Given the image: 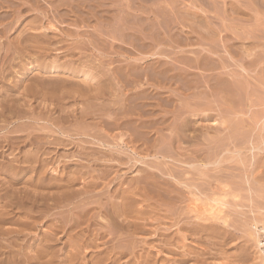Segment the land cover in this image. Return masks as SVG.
<instances>
[{"label":"bare ground","instance_id":"bare-ground-1","mask_svg":"<svg viewBox=\"0 0 264 264\" xmlns=\"http://www.w3.org/2000/svg\"><path fill=\"white\" fill-rule=\"evenodd\" d=\"M121 1L122 0H117V1L116 0H0V63H2L1 61L6 60L7 58H8V60L10 59V62L8 63V70L7 71H6L7 68L6 69L4 68L5 63H2V65L0 64L1 65L0 66V85L2 83L1 86L3 87V85L6 84V83H3L4 82L3 79H5L7 76H10L11 74H13V72L16 73L15 76L12 78L11 82H9V84L6 87H4L3 90L0 91V117H4V118L5 117H7V118L17 117L14 119L13 122H11L13 124H16L15 123L16 121L17 122L19 121L18 125H22L23 124L22 120H27V121H30V123H27V124L37 125L40 121H42L43 116H46L45 117L46 123L50 124L51 127H54L55 129H57L60 133H62V135L65 134L67 136V139L66 138L60 139V136H59V140H58V138H56V137L54 138L52 136V134L49 135V133L48 134L45 133V135H40L35 130H33L29 133V135L24 136V137L19 136V135L15 136V137L13 136V138H11V142H9V143L5 141V139L7 137L4 139H1L3 142L2 143L0 142V160H2V161L3 160L7 161L4 159L5 157L3 158V155L5 153V151H4L5 147L8 148V153L11 150L16 151L17 149L25 148L28 145L32 148L29 151L27 150V152L25 154H23L21 152L22 149H19V152H17V151L15 152L17 154H15V156L13 155L12 160L10 162H8L9 161V158H8V161H7L8 163H6L4 161L3 162L0 161V175L2 177L1 178L2 180L0 181V188L3 185H7V186H5V188L2 187L0 189L1 191L5 192L4 196L2 198H0V205H1L0 206V237L1 236L2 237H10V239L13 238L14 240H16V238H19V236L26 237L27 233H25V232L26 231L30 232L31 230L35 229L34 225L36 224L37 221H39V220L44 221L45 219H47V218L49 219V217H51L52 213L50 214V212H49L50 210H53L56 208H58V210H60V208L63 210V208L65 209V208H68V207L73 205L74 211L68 212V214L69 213L71 214V219L65 221V219L63 218L64 216L62 215L63 217L62 216L61 217L64 219V222H62L61 220H59L57 218H52L49 221L50 224L47 227L51 233H49V232L48 233H40V234H42L41 235V241L38 243H37L38 240L36 241V243H37L36 247H38L37 250L38 249H40L41 251L43 250L47 255V252L45 251V249L48 251H49V248L51 249L50 241L52 240L53 235H55L57 232H59V233H64V235L67 236L66 237L67 240H66V243L64 245H66L68 247V250H67V253L66 252L65 253H66V255H68L67 257H68V259H70V263H72V264H73V262L78 264V260L81 258L82 254H84V257H85V253L83 251L88 250V249H90V251L92 250L93 252L91 254L94 255V257L91 258V260H92L91 264H169L170 259L168 260L169 262L167 261L166 258L161 260V258L159 256L162 255V252L157 250L158 248L156 249V252L154 255L150 251H147V253L145 255L143 254V252L146 251L145 250L146 241L143 239H140V238H136V237L139 236L140 233L142 234V233L149 232L148 234H151V235L154 234V236H156V238L160 237V238H158V241H159L158 244H160V246L163 245V247H168L169 250L166 248L168 250V252L170 251V247H173L171 249L172 251H173V249L182 250V252H181L182 254L179 252L181 254L179 259H173L176 255H174V256L172 255L173 258H171V259H173V260H171L172 261L171 264H186L188 262V258L190 257V255H192V256H193V254L198 255V253L197 252L195 253L194 250L188 249L189 246H187V244H186V242H188L187 241L188 238L194 237L192 235H196L199 232L200 233L205 232V233H207L206 237L210 236L211 238H214V240H215L216 238L213 237V235H216V231L214 230L213 223L217 222L216 224H218V223L225 224L227 222V217L220 215L221 211H219L217 213H210V212H213L215 210L214 208H216V206L214 207V205L217 203V199L215 198L216 192H214V190H215L214 189V187H215L214 183L218 179L214 180V178H213L214 175L213 174H211V175L207 174L208 173L207 171L213 172L214 170H216V166L219 165V163L216 159L212 160V159L207 158L206 161L203 160L202 157L200 156V155L203 156V152L201 150H193V151H191L190 158L187 157L185 159H182V155H180L176 152V148H175L174 152L170 151V149H168V151H163V152H162V149L161 150L156 149L157 148L156 144H160L157 142L158 141L160 142L162 137H161V139L158 138V139H154L153 141H150L149 130L151 131V129H147L148 127L146 128L148 123L146 124V121H144L143 119H145V118L150 119V117L155 114V112H154L155 108H160V105H161V107H164V105L162 106V103L160 104L159 101H161V100H159V99L157 101L158 104L152 103L153 100H151V99L153 98V96L159 95V93L156 94L154 92L155 94L153 95V91H150L149 89L147 90V88H153V90H154L155 89L154 87L157 84V87L159 89H164L163 84L166 83L164 81L165 77L168 78V79L166 78L165 80L169 81V78H170V81L173 80L171 82H174V81L175 82L177 81L178 83L181 82L185 88H187V87L189 88L190 83L193 84V82L194 83L197 82L196 85H194V86H197L199 80H198V78H196V77H198L196 75H198V74L194 75L192 73L194 78H196V79H194L193 82L192 81L190 82V80H188V77L185 74L186 72H184L185 69H183L184 71L181 72L182 69H179V67H177L178 68V70H177L175 68L177 66L176 64H174V65H176L174 67V69H170L169 67H171V66H169L167 68L166 65L170 64V62H169V64H168V62H166L167 60L164 61L163 63H161L160 61H158L156 59L153 61L152 57H154L156 55V53H155V51L150 53V47L149 46L146 50L147 44H145L144 46H145V51L148 54H146V56H144V57L137 56V54H135L134 50L136 48H138L136 51L139 50L138 53H140V51L143 47L141 48V46L137 43L138 38H136L134 35V33L137 32L135 29L136 26H135L134 22L136 21V23H137L138 22L137 20H140L141 14L144 15L145 17H149V18L153 17L154 19H159L160 17L164 18V14L167 15L166 13L168 10L166 9L167 11L165 13V12H163V10H157L158 8L155 9L154 8L155 5L152 4L145 11H141V10H143V8H146L145 7L146 5L144 6V4H143L144 7L141 6V10H140V8L135 7V6L140 7L139 6L140 3L139 4L134 3L135 1L139 2L138 0H128V2L125 3L126 5L123 4L124 7L122 6V8H121L120 5L123 3L124 0L122 1V3H120ZM144 1L146 2V0H144ZM171 1H170V3H172ZM215 1L216 0H213V2H215ZM223 1H225V0H223ZM116 2H119L120 4L118 5ZM141 2L145 3V2H143V0H141ZM151 2L152 1H150V3ZM192 2H194V1L192 0ZM200 2H201V0H200ZM203 2H205V1H203ZM203 2H201V3H203ZM44 3L47 6L46 5L44 6ZM153 3H154V1H153ZM163 3H162V5H163ZM176 3L177 2H173V4H176ZM258 3H259V0H258ZM145 4H148V6H149L148 2H146ZM157 4H158V0L156 2V5ZM168 4L169 3H167L166 7H168ZM207 4H209V3H207ZM238 4L241 5V3H238ZM238 4H237V6H238ZM190 5L192 6V4H190ZM178 6H176V7H178ZM208 6H210V5H208ZM258 6H262V5H260V3H259ZM163 7H164L163 9H165V6H163ZM215 7L218 8L217 6H215ZM182 8H183V6H182ZM209 8L210 7H208V9ZM249 8L247 6V9H249ZM137 9H139L140 11ZM159 9H162V6ZM168 9H170V8H168ZM221 9H223V7ZM171 10H173V9H171ZM196 10H198V9H196ZM216 11H218V10H216ZM175 12L177 13V11H175ZM204 12H206V11H204ZM212 12H214V11H212ZM138 13L140 16L137 15ZM174 13H172V14H174ZM178 13H180V12H178ZM194 13L196 14L197 12H194ZM214 13H217V12H214ZM169 14H170V12L168 13V15ZM172 14H171V16H172ZM195 14H192V15L187 14V15H188V17L193 16L194 18H191V17L190 18L193 21H195V17H196ZM218 14L221 15L222 14L221 11ZM230 14H232V13H230ZM253 14H256V13H253ZM27 15L33 16L32 19L26 22V20H28V19L24 18V21H22V18L24 16H27ZM136 15H137V17H136ZM226 15H228V14L226 13ZM31 16H29V17H31ZM177 16L179 18L178 14H177ZM215 16L217 17V15H215ZM222 16H223V14H222ZM145 17H144V19H145ZM206 17L208 18V16H206ZM224 17H226V16H224ZM229 17H227V18H229ZM136 18H137V20H136ZM165 18H164V20H166ZM175 18H177V17L175 16ZM201 18H203V16ZM146 19H148V18H146ZM146 19H145V21L141 19V21H142V22L140 21L141 24H143V21L146 22ZM180 19H182V17ZM150 20H151V18H150ZM187 20L188 19H186V21ZM199 20H200V18H199ZM206 20H204L205 23H207ZM209 20H213V19L211 18ZM216 20H214V21H216ZM257 20H260V19H257ZM170 21H171V19H170ZM201 21L204 22L203 19ZM261 21H262V19H261ZM24 22H25V25L23 24ZM156 23H157V25L159 24L157 21H156ZM194 23L197 24V22H194ZM257 23H259V22H257ZM56 24H59L61 26V28L56 27ZM163 24H164V22H163ZM219 24H220V22H219ZM151 25H153V24H151ZM162 25H160L158 27L160 28L161 31L164 29L163 30V33H164V31L167 28L162 29L161 27L165 26V25L164 26H162ZM183 25H184V23H183ZM13 26H14V28H13ZM145 26H146V23H145ZM147 26H149V25H147ZM201 26H202V23H201ZM154 27H151V28H154ZM214 27H217V25L215 24ZM11 28H13V31L17 32V36L15 35L16 37L14 36V38H11V36H9V33L11 34V32H12V30H10ZM57 28H60L61 30H57ZM189 28H190V26H189ZM225 28H226V26H225ZM85 29L86 30L89 29L91 31L87 33V31ZM155 29L156 28H154V30ZM202 29L204 30L205 28H202ZM228 29H230V28H228ZM255 29H259V28L255 27ZM143 30H144V28H143ZM179 30H181V29H179ZM209 30H210V28L207 29L208 32L207 33L205 32L207 35L205 34L206 36L204 35L203 38L206 39V37H207V39L213 40L214 34L213 35L208 34ZM144 31H146V29ZM166 31H165V33L168 32V31L167 32ZM231 31L233 32V30H231ZM29 32H31V33L28 34ZM33 32L36 34H33ZM54 32L55 33L58 32L59 34L55 35ZM141 32H143V31H141ZM141 32L138 31L137 33H139V35H140ZM151 32H153L152 29H151ZM249 32H251V31H249ZM260 32H261V30H260ZM155 33L157 34V32H155ZM155 33H153V37L155 36L154 35ZM254 34H255V32H254ZM263 34H264V32H263ZM146 35H148V34H146ZM146 35H144L145 39H146ZM255 35H257V34H255ZM158 36H162V35L159 33ZM158 36H156V38ZM177 36H179V35H177ZM177 36H175V37H177ZM226 36H224V37H226ZM238 36H240V33L238 34ZM246 36H247V34H246ZM141 37H143V35ZM173 37H171V38H173ZM250 37H252V36L250 35ZM255 37L256 36H254L253 38H255ZM257 37H259V36L257 35ZM261 37H262V35H261ZM166 38L169 40V32L167 33V37H165L163 39L167 40ZM2 39H4V41H2ZM147 39L149 40V35H148ZM147 39L144 41L147 42ZM180 39L181 38L179 37V40ZM185 39L186 38H184V40ZM218 39H219V37H218ZM226 39H230V38L228 37ZM238 39L240 40V38H238ZM261 39H259V40H261ZM150 40L148 42H150ZM165 40H162V41L160 40L158 42L164 43V42H166ZM197 40H199V39H197ZM259 40H258V42H259ZM188 41H190V40H188V38H187V42ZM231 41H232V38H231ZM240 41H242V40H240ZM216 42H218V40ZM216 42L214 44H216ZM253 42L257 43V41H253ZM260 42H262V40ZM135 43H137V44L135 45ZM175 43H173V45ZM181 43H183V42H180V44H176V45H180V46L182 45V49H183V46H184L183 44L186 43V41H184L183 44H181ZM226 43L227 42H225L223 44H226ZM209 44H207V46ZM124 45L127 47H130L131 50L130 51L125 50L123 47ZM157 45H159V44H157ZM166 46H168V44ZM186 46H189V45H186ZM216 46H219V45H216ZM245 46H246V44H245ZM156 47H162V45L161 46H155L154 48H156ZM211 47L215 48V45H214V47L213 46H211ZM256 47L259 48L261 46H259V45L255 46L254 44L253 45L251 44L249 48H251V52H252V50L255 49ZM139 48H141V49H139ZM187 48H185V49H187ZM261 48H264V46H262ZM204 49H202L203 52H208V55L210 54L211 56L214 57V55L212 54L213 50H208L206 48L208 51H205ZM218 49H220V48H218ZM218 49H217V52L219 51ZM246 49L249 50L248 48H246ZM155 50H157V49H155ZM227 50H229V49H227ZM261 50H263V49H261ZM142 51H144V50H142ZM189 51H191V50H189ZM125 52H127V55H125L126 54ZM164 52H166V51H164ZM219 52H221V51H219ZM243 52H245V50ZM255 52H257V51L255 50ZM160 53H161V51L158 53V55ZM171 53H172V51L167 53V55H171ZM193 53L197 54V51L193 52ZM233 53L235 54V51ZM161 54H163V53H161ZM205 54H207V53H204V55ZM217 54L218 53H216L215 55H217ZM243 54H245V53H243ZM247 54H249V53H247ZM175 55H177V54L175 53ZM180 55H177L178 56L177 60H180L181 57L186 56V55H183L180 57ZM202 55H203V53H202ZM202 55H199L197 57H200ZM229 55H232L231 52ZM235 55L237 56L238 54H235ZM211 56H210V58H211ZM244 56H246V54ZM67 57H69V59H67ZM194 57H195V55H194ZM215 57H217V56H215ZM260 57L261 58H258V59H260V60H258L259 61L258 66L262 65L260 62L264 61V59H263L264 56H260ZM119 58L124 59V63H125L124 65L119 64L120 63ZM188 58L189 57H187V60H188ZM219 58L220 57H217V59H219ZM229 58H231V57H229ZM239 58H240V56H239ZM239 58H238V60H239ZM25 59L28 62L27 63L25 62L26 65L23 68L24 64L22 65L21 63L23 60L25 61ZM189 59H192V56ZM217 59L215 60L216 62L218 61ZM261 59H263V60L261 61ZM8 60H6L5 62H7ZM148 60H150L151 63H149ZM184 60H185V58L182 61L184 62ZM231 60L233 61L234 58L233 59L231 58ZM170 61L174 62L172 59ZM182 61L181 62L179 61V62L183 63ZM219 61H221V60H219ZM253 61H255V60H252V63H254L253 65L255 66V62L257 63V59L255 62H253ZM137 62H141L142 64L144 63V65H146V66L143 68V67H141L142 65L137 64ZM172 62H171V64H172ZM186 62H184L183 64H185ZM211 62L212 61H209L207 59V55H206V57L202 56V58H198V59L196 58L195 60H192L190 62L188 60L187 65L189 63V68L192 67V68H195L196 70L201 68L202 71H203V69H205V70H208V72H210V71H214L218 67L214 64L216 62H214V63H211ZM235 62L237 63V61H235ZM245 62H246V66L244 65L243 67H249L248 66L249 64H247L248 61H245ZM222 63L223 62L221 61V64ZM241 63H243V62H241ZM177 64H178V62H177ZM257 64H256L257 68L252 69V67H253V65H252L251 69L252 70L258 69ZM263 64H264V62H263ZM30 65H32V66H30ZM225 65L228 67V65L226 63H225ZM27 66H28V68H26ZM184 66H186V64ZM232 66H231V68H232ZM186 67L188 68V66H186ZM183 68H185V67H183ZM235 68H237V67H235ZM218 69H220V68L218 67ZM238 69H241V68H238ZM251 69H248V70L250 71ZM189 70H191V69H189ZM174 71H176V73H174V74L172 73L170 75V77H168L170 72H174ZM202 71L200 73H202ZM222 71H221V74L223 75ZM228 71H230V70H228ZM245 71H243V72L247 73V71L246 72ZM231 72H232V70H231ZM238 72H239V70H238ZM190 73H191V71H190ZM219 73L220 72H218L217 74H219ZM236 73L234 72V75ZM253 73H256V72H253ZM261 73L263 76V72H261ZM31 74H32V76L30 77ZM203 74H204V72H203ZM206 74H207V72H206ZM237 74H239V73H237ZM240 74H241V72H240ZM204 75H202V78ZM228 75L230 76V74H228ZM234 75H232V76H234ZM239 75H237V76H239ZM245 75L247 76L248 74H245ZM193 76H191V77H193ZM215 76L216 75H214L213 78ZM237 76H236V78L238 79ZM240 76H242V75H240ZM244 76L241 77L242 79L241 78H239V79L243 80ZM186 77H187L186 80H188L187 81L188 83L185 82ZM250 77H252V75ZM260 77H261V75H260ZM189 78H190V76H189ZM209 78H208V80H209ZM213 78L211 80L214 81L215 79H213ZM225 78H224V80H225ZM191 80H193V79H191ZM195 80H198V81L195 82ZM202 80H204V79H202ZM221 80H223V79H221ZM244 81H245V78H244L243 82ZM140 82H143V87H145L146 90L148 91L147 92L145 90L146 93L142 92L141 93V94H143L142 96H141L140 92L137 93V91H136L138 83H140ZM175 82L172 84H175ZM226 82H227V79L224 82V84H223V82L222 83L221 82L216 83V80H215L214 83L216 85L213 83L210 85L208 83V85H210L209 87L211 88V90H209L210 89L209 87H208L209 89H207V90L210 91L209 94H211L212 98L214 95L215 100L217 98L215 96V94L217 95V93H218L219 95H222L223 96V102H222V104H220V106H222V107L225 106L224 111L227 110L228 113L231 112L232 115L234 116V112L231 111L233 109L232 103L229 100L231 91L233 93V90H231V87H230L231 85L229 84L230 85L229 86L228 83H226ZM249 82H251V81L249 80ZM161 83H163V84H161ZM200 83H202V82H200ZM253 83H254V81H253ZM168 84H171V83H168ZM244 84H246V83L244 82ZM140 85H142V84H140ZM161 85H162V87L160 88ZM182 85H181V87H182ZM199 85L201 86V84H199ZM199 85L197 87L199 89H202L199 87ZM234 85L235 84L233 82V86ZM242 85H243V83H242ZM247 85H248V83H247ZM247 85H246V89L248 87ZM257 85H258V82H257ZM176 86H178V85H176ZM194 86L192 85L193 91H196ZM251 86H253V84ZM2 87H0V88L2 89ZM166 87H168V86H166ZM205 87H207V85ZM173 88H175V86ZM236 88H235L236 90L234 92L235 94L238 90V87H236ZM260 88H262V87H260ZM182 89H184V88H182ZM182 89H180V90H182ZM257 89H258V87H257ZM156 90L158 91V89H156ZM180 90H178V91H180ZM184 90H182L183 93H184ZM190 90H192V89H190ZM240 90L242 92V86H241V89H239V91ZM247 90H249V89H247ZM247 90H245V91H247ZM149 91L152 92L151 94L153 95L151 98L149 97V96H151L149 94ZM208 91H206V92H208ZM187 92H189V91H187ZM187 92L185 91V93H187ZM169 93H170V91H169ZM242 93H244V92H242ZM206 94H208V93H206ZM206 94L204 93L205 96H206ZM178 95H180V94H178ZM191 95L193 96L194 94L192 93ZM239 95H242V94L240 93ZM250 95H251V93H250ZM169 96L172 97V94ZM188 96H190V95H188ZM244 96H247V95H244ZM201 97H202V95H201ZM189 98H187V99H189ZM237 98H238V96H237ZM248 98L249 97H247V101L249 100ZM258 98H259V96H258ZM160 99H161V97H160ZM177 99H179V98H177ZM187 99H186V101H187ZM252 99H254V98H252ZM162 100L165 102L166 99H162ZM182 100H183V98H182ZM203 100L206 101L207 99L205 100V98H204ZM213 100H211V101H213ZM232 100H233V98H232ZM256 100H258V99H256ZM194 101H196V100H194ZM199 101H202V100L200 99ZM166 103H167V101H166ZM218 103H220V101ZM259 103H261V102H259ZM201 104H203V103H201ZM262 104H264V102H262ZM166 105L167 104H165V107L167 108L168 106H166ZM182 105H184V104H182ZM198 105L200 106V104H198ZM233 105L235 107L237 105V103H236V105L235 104H233ZM169 106H170V103H169ZM190 106H188V108H186V106H182V107L186 108L185 111L187 110V112L191 114V117L193 116V119H194V117H196L197 119H201L202 122L204 121L205 124L203 123L201 125H204L203 127H205V129L207 130L206 134L204 135L201 133L202 134L201 135L199 133L200 130H198L199 127L196 125V127H198V129H196V127L194 128L192 126V124L193 125L196 124L195 123L196 121L195 122L193 121V123H192L190 121L191 118L190 119H188V118L184 119L183 121H181V125L180 126L178 125L179 126L178 129H177L178 126L175 127L176 129H174V126H173V129H171V130H174V132H176V136L179 138V140H182V143L185 142V141L183 142L184 137L186 139L188 138L189 140L194 139L197 137V135H198L197 132H198L201 136H203L204 141L208 142L209 146L213 145V148H214V145H216V141L214 142L213 136L215 134L217 135V133H219V132L220 133L223 132L224 135L225 134L228 135V130H229V128H231V127H229L230 126L229 123L231 124L230 119H234V118L229 117L230 114L228 117H226V115L228 114L227 111H226L227 114L224 113L226 115H223L222 114L223 112H220L225 117V119L229 118L230 122L229 121H228L229 123L227 122L229 126L227 125V123H224L227 128H225L224 126L223 127L221 126V128H223V129H220L221 131H219L218 127L217 128L212 127V125L217 124L218 121L216 123L213 120L212 123H214V124L211 125L208 123V122L212 121L210 116H208L206 114H202L203 110L205 108H203L202 111L201 110L199 111L201 113L200 114L197 110L190 108ZM203 106H205V105H203ZM177 107H179V106H176L175 108H177ZM222 107H221V109H222ZM236 107H238V105ZM257 107H258V105H257ZM263 107H264V105H263ZM212 108H214V107H212ZM212 108H211V110H212ZM219 108L216 107L218 113H219L218 110H220ZM243 108H244V106H243ZM241 109H242V107H241ZM168 110H169V107H168ZM237 110H239V109H237ZM247 110L249 112L250 109L248 108ZM206 111L208 112L209 110L206 109ZM221 111H223V110H221ZM242 111H239V112H242ZM181 112H179L180 113L179 115L182 116ZM214 112H216V111H214ZM244 112H245V110H244ZM248 112H247V114H248ZM158 113H160V111ZM163 113H165V112H163ZM197 113H199V114H197ZM204 113H205V111H204ZM254 113H257V114L259 113V116H260V112H254ZM70 114H75V115L70 116ZM184 114H186V113H184ZM217 114H216V116H217ZM221 114H219V115H221ZM236 114H237L236 116L240 115L238 113H236ZM249 114H251V113H249ZM55 115H56V117H55ZM89 115H97V116L101 117V119L105 118L106 122H107V120L109 121V124H107V125H111V127H109L110 129L109 128L107 129V127H105L106 122H105V125H103L104 124L103 122L105 121V119H104V121H102L101 127L100 126L98 127L97 132H95L94 134H91L89 131H87L88 126L85 125L84 127H82V125H81L82 123H85V121L87 120ZM243 115L244 114H242L241 116H243ZM97 116H94V117H97ZM260 117H262V116H260ZM245 118H246V116H245ZM263 118H264V116H263ZM173 119H176V117ZM173 119H172V121H173ZM214 119H216V118H214ZM251 119H253V120H251V122L252 121H254V123L256 122L257 123L256 127L259 126L258 128H260V125H258L259 121L257 122V120H255V119H257L256 116H255V118H251ZM94 120H95V118H94ZM217 120H218V118H217ZM96 121H100V120H96ZM226 121L223 120V122H226ZM240 121L241 120L238 121V124L235 122L236 124H232V125L238 126L241 124ZM247 121L244 122V120H243L244 123H246ZM158 122L155 121V123H157V124H158ZM162 122L164 123V121H162ZM162 122L160 121L161 126L163 125ZM221 122L222 121H220V124H221ZM160 123H159V125H160ZM152 124H154V123L151 122V125L149 124L148 126L151 127V126H153ZM220 124L218 123L217 125L219 126ZM171 125H169L168 127H170ZM201 125H200V127H201ZM247 125H248V123H247ZM102 126H104V128ZM237 126H233V127H237ZM153 127H155V126H153ZM258 128H256V130ZM46 129H48V128H46ZM69 129L71 130L70 132L67 131ZM114 129L115 130L119 129V131H120V129H122L123 132L121 134H113V132L115 131ZM232 129H233V131H232ZM232 129H231L232 132L229 130V132H231V134L234 132V129L237 130V128H232ZM241 129H243V128H241ZM5 130H7V129H5ZM252 130H254V128ZM38 131H39V129H38ZM119 131H118V133H119ZM209 131H212L213 136L208 135ZM41 132H42V130H41ZM43 132H45V131L43 130ZM71 132L73 134H70ZM246 132H248V131H246ZM262 132L263 131H261V133ZM17 133L15 132V134H17ZM160 133H163V131H161ZM169 133H170V131H169ZM190 133L194 134V136H190ZM27 134H28V132H27ZM263 134H264V132H263ZM169 135H171V134H169ZM63 136H61V137H63ZM74 136L75 137L83 136V137H88V138L90 137L93 141L96 142L95 144L99 148H88V147H84V146H77L80 148V150H77L76 151L77 153H75V152L71 153L70 152L71 153L70 154L69 153L70 150L67 148H69L70 145H74V143H73V140H71V139L69 140L68 138H71ZM147 136H148V138H147ZM249 136H251V135H249ZM9 137L10 136H8V138ZM158 137H160V135H158ZM166 137H168V136H166ZM173 137L176 141L175 135ZM209 137H210V139H209ZM228 137L229 138L232 137V136H230V133H229ZM246 137L247 136L245 135V138ZM255 137L256 136H254V138ZM123 138H126V139L124 140ZM151 138H153V137H151ZM236 138L237 137H235V135H234L233 139H236ZM238 138H237V140H238ZM110 139H112V140L118 139L119 141L122 142V146L130 149V151L133 155H138L141 159L148 158V157L150 158L152 156L155 159L161 158L162 161L159 160V162H150V163L144 162V165H146V166L141 167L139 169V171H140V172H138V173H140L139 176L136 178H134V177L130 178L129 181H125V180L117 181L115 179V177L109 178L110 176L107 175V174H110L109 170H111L112 168H114L116 166L119 167L121 165V162L123 161L122 157H121L122 158L121 161H119L120 157L118 158L119 160L116 159V157L114 158V156L118 152H115L114 153L115 155L113 156V154L107 153L108 150L105 151L104 149H102L104 147L106 148V145H107V149H109L110 146L119 148L118 144H113V143L111 144ZM222 139L224 140L225 138L222 137ZM196 140H199V139H196ZM162 141H161V143H162ZM225 141H226V139H225ZM5 142H6V144L4 145ZM84 142H86V141H84ZM179 142H181V141H179ZM201 142L203 143V141H201ZM221 142H223V141H221ZM231 142L232 141H230V143ZM233 142L235 144L234 140H233ZM237 142H239V141H237ZM63 143L64 144L67 143V145H64ZM137 143H141L140 146H138L139 144L137 145ZM176 143H175V145H176ZM18 144H23V145H20L21 147H19ZM166 144L163 143L162 146H164ZM225 144H226V142H225ZM238 144H236V145L240 146V144L239 145ZM261 144H264V143L262 142ZM199 145H200V143H199ZM233 146H235V145H233ZM59 147H61L60 150H62L64 148L67 149L66 151L62 150V151H64L63 152L64 154L59 151ZM164 147H166V146H164ZM219 147H221V146H219ZM29 148L27 147V149H29ZM158 148H160V146H158ZM196 148H197V145H196ZM213 148H210V149H213ZM165 149H167V148H165ZM165 149H163V150H165ZM207 149L208 150H206V152L209 151V148H207ZM24 150H26V148ZM51 150H55L56 153L53 154L54 151H51ZM257 150H258V148H257ZM260 150H261V148H260ZM111 151L112 150H110L109 153H111ZM178 151H179V149H178ZM181 151L182 150H180V152ZM58 152L62 153V155H64V156L59 155ZM201 152H202V154H200ZM220 152L221 151H219V154H220ZM20 153L24 155L22 158H18V156L19 157L21 156ZM183 153H184V151H183ZM185 153H186V151H185ZM229 153H231V152H229ZM235 153L238 154L240 152L238 151ZM119 154H120V152H119ZM204 154H205V152H204ZM212 154L210 153L211 156H212ZM216 154H217V151H216ZM225 154H227V153H225ZM157 156H159V158H157ZM205 156H206V154L203 157H205ZM9 157H11V156H9ZM67 157L70 158L71 161H66L68 159ZM212 157H214V156H212ZM65 158H67V159L65 160ZM238 158H240V154H239ZM73 159H78V160L73 162L72 161ZM151 159H153V158H151ZM156 161H158V160H156ZM72 163H74V164H72ZM137 164H138V162H137ZM140 164H142V163H140ZM58 169H59V171H58ZM69 169H71L70 175H68V172H65L66 170H69ZM90 169H91V171H90ZM96 169H98V170H96ZM95 171L101 172V174L96 173L97 175H95L94 174ZM105 171H109V173L107 172V174H106ZM22 172H24V177L20 176ZM48 172H50L51 175L48 176L47 175ZM60 172H62L61 176H60ZM112 173H114V172H112ZM218 175H220V173ZM126 180H128V179H126ZM202 180H204L207 184V186H206L207 189H206V187H204V189H206V191H204V189L202 188L203 185H200L202 182L199 183ZM196 181H197V183H195ZM100 182H103V183H100ZM205 182H203V183H205ZM76 185H78L77 187L81 186L80 189L78 188L79 190L75 189ZM111 185L114 186V190H112L113 188L111 189L112 192L109 190ZM15 186L21 187V188L18 187L19 189L16 188V190H18V192L16 191L17 194H15V193H13V191H11L13 189V187L15 188ZM99 188H100V190H99ZM252 189H253V193H256V194H260L261 192L264 191L263 186H256L255 188H252ZM43 190H45V191L46 190H48V191L49 190H55L56 196L50 195V194H48V192H46L47 193L46 195L42 194L41 191H43ZM104 190H106V194H104V192H103ZM249 190L251 191V187ZM98 191H100V192H98ZM110 192L112 194H110ZM203 192H208V194L210 193V195H209L210 197L207 194V196L209 197L208 198L209 203L207 205L208 211H207L206 207L204 209L202 208L203 211H199L200 209L197 208L198 206L197 207L195 206V203L199 202L201 200L200 197L203 196L202 194H205ZM50 193L53 194L54 191L50 192ZM103 198L106 201L105 203L101 202ZM1 199H2V201H1ZM205 202H208V201H205ZM262 202H258V205H256V208L262 212L261 217L255 221H253L254 223L252 222V224H249L247 222H243L241 225L244 228L246 234L250 237V239H252V244H251V253L252 254L251 255H253V261H255L253 264H264V202L263 203ZM205 211L208 212L209 215L208 214L205 215ZM21 214H22V216H20ZM24 214L27 216H25ZM34 214H35V216H34ZM56 216L58 217L59 214L58 215L56 214ZM61 217H60V219H62ZM98 218H101L102 220H104V222H106L105 225L104 224H101V225L98 224L97 223ZM83 219H85V221L87 220V222H89L91 225H94V226L99 225L100 226V227L98 226V228L95 227L96 229L92 230L93 234H92V237L90 240L85 239L84 235L80 233V236L82 235L84 240H87V242L82 241L81 239H78L79 237L76 234V232H75V235L70 234L72 231L74 232L77 230V228L81 227L80 222ZM162 220H164V221L168 220V222H169V223L166 222V224L168 223L167 228H165L163 230L160 229V227H159L163 224ZM191 220H192V222H191ZM207 222L210 224L208 225ZM41 223H43V222H41ZM204 223H206L207 225L205 226ZM6 224H9V226L14 225V227L17 226V227H19V229L18 228L16 230L15 229L14 230L4 229L3 226ZM83 224H85V222H83ZM148 224L149 225L150 224L151 225L156 224L157 227L154 230H147V229H150V227L154 226V225L153 226L150 225V227H149ZM164 224H165V222H164ZM11 227H13V226H11ZM44 227H46V226H44ZM91 227H93V226H91ZM146 227H148V228H146ZM82 230H83V228H82ZM45 231H47L46 228H45ZM162 231L164 233H162ZM33 232H35V231H33ZM157 232L158 233L161 232L159 236L156 235ZM59 233H57V234H59ZM205 233H204V236L202 235L203 237H205ZM148 234H146V235L148 236ZM198 235H196V236H198ZM36 236H37V234H36ZM38 236H39V234H38ZM85 236L88 237V234L86 233ZM142 236H145V234ZM261 237H262V239H261ZM37 238H39V237H37ZM123 238H124V240H123ZM208 238L209 237H207L206 240H208ZM118 239L120 241L124 242V245H121V242L119 244L118 241H117L118 245H121V246H115L116 244L115 245L112 244L115 240H118ZM202 240H203V238H202ZM117 242L115 241V243H117ZM153 242H151V244ZM199 242L200 241H198V243ZM193 243H194V241H193ZM193 243L191 245H193ZM3 244H5V243H3ZM52 244H54V243H52ZM195 244H197V243H195ZM12 245H14V244H12ZM21 247L22 246H20V248ZM52 247H54V246H52ZM148 247H149V245H148ZM201 247H203V246H201ZM7 248L9 249V247H7ZM7 248H6V250H7ZM62 249L60 248V250H62ZM151 249L152 250L155 249L154 245H151L150 250ZM31 250L33 251V249H31ZM35 250H34V252H36V255L34 252H32V254L34 253V257L28 258V259H26V261L24 260L26 262V264H35V262H37L35 259L38 260L41 257L39 255H38L39 258L37 257L38 251L37 250L35 251ZM162 250H164V252H165V249H162ZM9 251L6 252L5 250L4 251L2 250L0 252V255L6 256L5 259H3L0 262V264H5V263L9 264V262L16 259L17 255L15 254V252H17V251H15V252L13 251L14 253L9 252ZM43 251L41 252V255H45V254H43L44 253ZM63 251H66V250H63ZM27 252H29V251H27ZM40 252H39V254H40ZM87 252L88 251H86V253ZM179 253L176 252V254H179ZM49 254L46 257H48V258L51 257V256H49ZM171 254H173V253H171ZM171 254H170V256H171ZM18 255H20L19 252H18ZM64 257H62V260L67 258V257L66 258H64ZM125 257H128L127 261L124 263H120V262H122L121 259H124ZM167 257H169V256H167ZM58 258H60V257H58ZM86 259H87V257H86ZM89 259H90V257H89ZM31 260H34L35 262H32ZM44 262H46V261H44ZM12 263L13 264H20V261L16 262L14 260V262L12 261ZM88 264H89V262H88Z\"/></svg>","mask_w":264,"mask_h":264},{"label":"rangeland","instance_id":"rangeland-1","mask_svg":"<svg viewBox=\"0 0 264 264\" xmlns=\"http://www.w3.org/2000/svg\"><path fill=\"white\" fill-rule=\"evenodd\" d=\"M117 1V0H116ZM123 1V0H122ZM122 1L120 2V3H122ZM126 1V2H125ZM139 2H134L135 4L136 3H140V7H138V6H135V7H137V8H140V10H141V6H143V4H144V6L146 7V8H143V10H141V11H145L147 8H149L152 4H154L155 5V9L156 8H158L157 10H163V12H165L166 13V11H167V15H165L164 14V18L167 20H164V18L162 17H160L159 19H154L153 17H150L151 18V20H150V18L149 17H145L144 15H142L141 14V16L139 15V13L137 14V15H139L140 17V20H137V18H136V20L138 21L137 23H136V21L134 22L135 23V29H136V31L138 32H141V31H143V32H141V34L139 35V33H137V32H135L134 33V35H135V37L136 38H138V40L140 41H138L137 40V43L141 46V48H139V49H141V51H140V53H138L139 52V50L138 51H136L138 48H136L135 50H134V52H135V54H137V56H140V57H144V56H146V54H148L146 51H145V44H147V46H146V50H147V48H148V46L150 47V53H152L153 51H155V53H156V55L154 56V57H152V59H153V61L156 59V60H158V61H160L161 63H163L164 61H166V62H168V64H169V62H170V64H171V62L172 61H170L171 59L174 61V62H172V64L170 65H166V67L168 68L169 66H171V67H169L170 69H174V67L178 70V68L177 67H179V69H182V71L181 72H183L184 70L183 69H185V71L184 72H186L185 74H186V76L188 77V80H190V82L192 81H194V79H196V78H198V80H195V82L196 81H198V84H197V86L199 85V84H201V86L199 85V87L200 88H202V89H199L197 86H194V85H196V83H194L193 82V84L192 83H190V86H189V88L190 89H192V90H190L188 87L187 88H185L183 85H182V83L181 82H175V84L176 85H178V86H176L175 84H172V83H174V82H171V81H173V80H171L170 81V78H169V81L168 80H165L167 77H165V79H164V81L167 83H161V84H163L164 86V89H159L158 87H157V84L155 85V89L153 90V88H147V90L149 89L150 91H153V95L156 93V94H158L159 93V95H152L151 93L152 92H150L149 91V94L151 95V96H149L150 98L153 96V98L151 99V100H153L152 101V103H155V104H158V99L159 100H161V101H159L160 102V104L162 103V106L164 105V107H165V104H167L166 106H168L169 107V110H168V107L166 108H164V107H161V105H160V108H155V110H154V112H155V116L153 115V116H151L150 117V119H148V118H145V119H143L144 121H146V124H147V126H146V128L147 129H151V131L149 130V132H150V134H149V139H150V141H153L154 139H158V138H160L161 139V137H162V139L160 140V142L158 141L157 143H160V144H156V149H158V150H161L162 149V152L163 151H168V149H170V151H172V152H174V150H175V148H176V152L178 153V154H180V155H182V159H185V158H190V154H191V151H193V150H201L202 152H203V156L206 154V158L205 157H203L202 155H200L201 157H202V159L203 160H207V158L208 159H212V160H217L218 161V163H219V165H217L216 166V170H214L213 172H209V171H207L206 173L207 174H213L214 175V180H217V181H215V187H214V192H216L215 193V198L217 199V205L215 204L214 205V207L216 206V208H214L215 210L213 211V212H210V213H217V212H219V211H221V214L220 215H222V216H225V217H227V222L225 223V224H221V223H218V224H216L217 222H214L213 223V227H214V230L216 231V235H213V237H215L216 239L214 240V238H211L210 236H207V237H209L208 238V240H206V235H207V233H205V232H199L198 234H196V235H198V236H196V235H192V236H194V237H189L188 238V242H186V244H187V246H189L188 247V249H191V250H194L195 251V253L197 252L198 253V255H196V254H193V256L192 255H190V257L188 258V262L186 263V264H253L255 261H253V255H251L252 253H251V244H252V239H250V237L246 234V232H245V230H244V228L241 226L242 225V223L243 222H247V223H249V224H252V222L253 221H255V220H257V219H259L260 217H261V215H262V212L261 211H259L257 208H256V205H258V202H264V191L263 192H261L260 194H256V193H253V189L252 188H255L256 186H263L264 187V144H261L262 142L264 143V134H263V132H264V118H263V116H264V107H263V105L264 104H262V102H264V64H263V62L264 61H262L263 59H264V57H263V59H261V61L262 62H260L262 65H260V66H258L259 65V61L258 60H260V59H258V58H261L260 56H264V48H261L262 46H264V34H263V32H264V0H259V3H260V5H262V6H258L259 5V3H258V0H225V1H223V0H216L215 2H213V0L211 1V0H201V2H203V1H205V2H203V3H201L200 2V0H193L194 2H192V0H158V4L156 5V2H157V0H146V2H148L149 3V6H148V4H145L146 2L143 0V2H145V3H142L141 2V0H138ZM150 1H152L151 3H150ZM153 1H154V3H153ZM156 1V2H155ZM170 1L172 2V3H170ZM187 1V2H186ZM240 1V2H239ZM242 1V2H241ZM254 1V2H253ZM115 2V1H114ZM128 2V0H124L123 1V3L120 5V7L122 8V6H123V4L124 5H126L125 3H127ZM160 2V3H159ZM164 2V3H163ZM173 2H177L176 4H173ZM212 4H211V3ZM222 2V3H221ZM244 2V3H243ZM262 2V3H261ZM118 5L120 4L119 2H116ZM162 3H163V5H162ZM167 3H169L168 4V7H166L167 6ZM182 5H181V4ZM197 3V4H196ZM205 3V4H204ZM207 3H209V4H207ZM215 3V4H214ZM238 3H241V5L240 4H238ZM134 4V5H135ZM137 4V5H138ZM180 4V5H179ZM190 4H192V6L190 5ZM205 6H204V5ZM217 4V5H216ZM237 4H238V6H237ZM257 4V5H256ZM46 4L44 3V6H45ZM172 5V6H171ZM179 5V6H178ZM189 5V6H188ZM208 5H210V6H208ZM221 5V6H220ZM248 6V8L249 9H247V6ZM47 6V5H46ZM161 6H162V9H159V8H161ZM163 6H165V9H163L164 7ZM170 6V7H169ZM176 6H178V7H176ZM182 6H183V8H182ZM194 6V7H193ZM215 6H217L218 8H216ZM258 6V7H257ZM124 7V6H123ZM173 7V8H172ZM207 7V8H206ZM208 7H210L209 9H208ZM223 7V9H221ZM262 7V8H261ZM153 8V9H154ZM168 8H170V9H168ZM198 9V10H196V9ZM154 9V10H155ZM167 9V10H166ZM171 9H173V10H171ZM176 9V10H175ZM221 9V10H220ZM137 10H139V9H137ZM139 10V11H140ZM156 10V11H157ZM170 10V11H169ZM206 11V12H204V11ZM216 10H218V11H216ZM223 10V11H222ZM234 10V11H233ZM237 10V11H236ZM253 10V11H252ZM175 11H177V13L174 12ZM208 11V12H207ZM212 11H214V12H217V13H214V12H212ZM220 11H221V13L223 14V16H222V14L220 15V14H218V13H220ZM234 13H233V12ZM162 12V11H161ZM170 12V14L168 15V13ZM178 12H180V13H178ZM187 12V13H186ZM194 12H197L196 14L194 13ZM172 13H174V14H172ZM183 13V14H182ZM186 15H185V14ZM191 13V14H190ZM199 13V14H198ZM204 13V14H203ZM214 13V14H213ZM226 13L228 14V15H226ZM230 13H232V14H230ZM236 13V14H235ZM253 13H256V14H253ZM259 13V14H258ZM171 14H172V16H171ZM177 14L179 15V18H178V16H177ZM182 14V15H181ZM192 15V14H195L196 15V17H195V21H193L191 18H194L193 16H189L188 17V15ZM238 14V15H237ZM137 15H136V17H137ZM177 17V18H175V16ZM181 15V16H180ZM215 15H217V17L215 16ZM233 15V16H232ZM29 16H31V15H27V16H24L23 18H22V21H24V18H27L28 20H26V22L27 21H29V20H31L32 19V17L33 16H31V17H29ZM143 16V17H142ZM174 16V17H173ZM187 16V17H186ZM203 16V18H201ZM206 16H208V18L206 17ZM219 16V17H218ZM224 16H226V17H224ZM230 16V17H229ZM240 16V17H239ZM258 16V17H257ZM144 17H145V19L146 18H148V19H146V22H144L145 21V19H144ZM173 17V18H172ZM182 17V19H180ZM184 17V18H183ZM191 17V18H190ZM227 17H229V18H227ZM260 17V18H259ZM30 18V19H29ZM154 20H153V19ZM199 18H200V20H199ZM213 19V20H209V19ZM225 18V19H224ZM234 20H233V19ZM141 19L142 20H144L143 21V24H141ZM170 19H171V21H170ZM178 21H177V20ZM185 19V20H184ZM186 19H188L187 21H186ZM203 19V21L204 20H206V22L207 23H205V21L204 22H202L201 20ZM217 19V20H216ZM241 19V20H240ZM249 19V20H248ZM252 19V20H251ZM257 19H260V20H257ZM261 19H262V21H261ZM135 20V19H134ZM148 20V21H147ZM192 20V21H191ZM214 20H216V21H214ZM231 20V21H230ZM141 21V22H140ZM156 21L159 23L158 25H157V23H156ZM162 23H161V22ZM169 21V22H168ZM213 23H212V22ZM220 22V24H219V22ZM234 21V22H233ZM240 23H239V22ZM248 21V22H247ZM163 22H164V24H163ZM168 22V23H167ZM184 23V25H183V23ZM194 22H197V24L196 23H194ZM237 22V23H236ZM256 22V23H255ZM257 22H259V23H257ZM140 23V24H139ZM145 23H146V26H145ZM155 23V24H154ZM161 23V24H160ZM170 23V24H169ZM182 23V24H181ZM193 23V24H192ZM201 23H202V26H201ZM205 23V24H204ZM244 23V24H243ZM249 23V24H248ZM24 25H25V22L23 23ZM137 24V25H136ZM151 24H153V25H151ZM163 24V25H162ZM192 24V25H191ZM205 26H204V25ZM215 24L217 25V27H214L215 26ZM260 24V25H259ZM18 25V24H17ZM145 27H144V26ZM147 25H151L150 27L149 26H147ZM160 25H162V26H164V27H161L162 29L163 28H167L166 30L169 32V40L171 41H169L167 38V40H165V39H163V38H165V37H167V33H165V31H164V33H163V30L161 31L160 30V28L158 27V26H160ZM221 25V26H220ZM226 26V28H225V26ZM262 25V26H261ZM177 26V27H176ZM189 26H190V28H189ZM196 26V27H195ZM199 26V27H198ZM56 27H60L61 28V26L59 25V24H56ZM138 27V28H137ZM151 27H154V28H156L155 30H154V28H151ZM179 27V28H178ZM208 27V28H207ZM222 27V28H221ZM249 29H247V28ZM255 27L256 28H259V29H255ZM13 28H14V26H13ZM13 28H11L10 30H12V32H11V34L9 33V36H11V38H14V36L16 35L17 36V32H15V31H13ZM60 28H57V30H61ZM143 28H144V30L146 29V31H144L143 30ZM153 30V32H151V29ZM201 28V29H200ZM202 28H205L204 30L202 29ZM209 29L210 28V30H209V33L208 34H214L213 35V40H209V39H207V37H206V39H204L203 37H204V35L208 32L207 31V29ZM220 28V29H219ZM228 28H230V29H228ZM239 28V29H238ZM243 28V29H242ZM140 29V30H139ZM142 29V30H141ZM179 29H181V30H179ZM86 30V29H85ZM173 32H172V31ZM188 30V31H187ZM192 30V31H191ZM222 32H221V31ZM231 30H233V32L231 31ZM245 32H243V31ZM248 30V31H247ZM254 30V31H253ZM260 30H261V32H260ZM87 31V33L88 32H90L91 30H89V29H87L86 30ZM159 31V32H158ZM171 31V32H170ZM185 31V32H184ZM197 31V32H196ZM215 31V32H214ZM231 31V32H230ZM236 31V32H235ZM249 31H251V32H249ZM259 31V32H258ZM14 32V33H13ZM146 34H148L149 35V40H150V42H148L149 40L147 39V37H148V35H146ZM155 32H157V34L155 33ZM183 32V33H182ZM193 32V33H192ZM206 32V33H205ZM211 32V33H210ZM214 32V33H213ZM254 32H255V34H257L259 37H257V35H255L254 34ZM31 32H29L28 34H30ZM55 33V32H54ZM152 33V34H151ZM153 33H155L154 35V37H153ZM161 34L162 36H158V34ZM192 33V34H191ZM200 35H199V34ZM233 33V34H232ZM240 33V36H238V34ZM33 34H36V33H34L33 32ZM57 34H59L58 32H56L55 33V35H57ZM165 34V35H164ZM236 34V35H235ZM246 34H247V36H246ZM249 34V35H248ZM32 35V34H31ZM143 35V37H141ZM144 35H146V39H147V42H145L144 40H146L145 38H144ZM164 35V36H163ZM177 35H179V36H177ZM181 35V36H180ZM207 35V34H206ZM205 35V36H206ZM227 35V36H226ZM250 35L252 36V37H250ZM256 36L255 38H253L254 36ZM261 35H262V37H261ZM15 36V37H16ZM140 36V37H139ZM156 36H158L157 38H156ZM174 36V37H173ZM175 36H177V37H175ZM215 36V37H214ZM224 36H226V37H224ZM243 36V37H242ZM160 37V38H159ZM163 37V38H162ZM171 37H173V38H171ZM179 37L181 38L180 40H179ZM186 38L185 40H184V38ZM218 37H219V39H218ZM230 38V39H226V38ZM240 38V40H242V41H240L238 38ZM144 38V39H143ZM162 38V39H161ZM187 38H188V40H190V41H188L187 42ZM193 38V39H192ZM222 38V39H221ZM224 38V39H223ZM231 38H232V41H231ZM250 38V39H249ZM261 39L262 40V42H260L261 40H259V39ZM155 39V40H154ZM158 39V40H157ZM174 39V40H173ZM176 39V40H175ZM178 39V40H177ZM192 39V40H191ZM197 39H199V40H197ZM259 40V42H258V40ZM157 40V41H156ZM162 41V40H165L166 42H164V43H159L158 41ZM195 40V41H194ZM218 40V42H216ZM224 40V41H223ZM235 40V41H234ZM2 41H4V39H2ZM144 41V42H143ZM184 41H186V43H184ZM202 43H201V42ZM210 41V42H209ZM216 42V44H214L215 42ZM220 41V42H219ZM250 41V42H249ZM253 41H257V43L255 42H253ZM154 42V43H153ZM176 42V43H175ZM180 42H183V43H181V44H183L184 46H183V49H182V45L180 46V45H176V44H180ZM191 44H190V43ZM194 42V43H193ZM198 44H197V43ZM225 42H227L226 44H223V43H225ZM137 43H135V45L137 44ZM173 43H175L174 45H173ZM189 43V44H188ZM200 43V44H199ZM206 43V44H205ZM210 43V44H209ZM161 46L162 45V47H156V48H154L155 46ZM157 44H159V45H157ZM164 44V45H163ZM168 44V46H166ZM203 44V45H202ZM207 44H209L208 46H207ZM245 44H246V46H245ZM259 45V46H261V47H259V48H255V49H253L252 50V52H251V48H249L250 47V45ZM186 45H189V46H186ZM214 45H215V48H212L211 46H213L214 47ZM216 45H219V46H216ZM249 45V46H248ZM154 46V47H153ZM164 46V47H163ZM166 46V47H165ZM178 46V47H177ZM245 46V47H244ZM124 47V49L125 50H127V51H130L131 50V48L130 47H127V46H123ZM136 47V46H135ZM139 47V46H138ZM187 48V49H185V48ZM197 47V48H196ZM205 49H204V48ZM227 47V48H226ZM241 47V48H240ZM204 49L205 51H208V50H213V52H212V54L214 55V57L213 56H211L210 54V56H211V58H210V56L208 55V52H203V50L202 49ZM208 50H207V49ZM218 48H220V49H218ZM240 48V49H239ZM246 48H248L249 50H247ZM155 49H157V50H155ZM200 49V50H199ZM217 49L219 50V51H221V52H217ZM227 49H229V50H227ZM231 49V50H230ZM238 49V50H237ZM261 49H263V50H261ZM142 50H144V51H142ZM166 51V52H164V51ZM175 50V51H174ZM177 50V51H176ZM189 50H191V51H189ZM193 50V51H192ZM241 50V51H240ZM245 50V52H243ZM255 50L257 51V52H255ZM260 50V51H259ZM161 51V53H163V54H159L158 55V53ZM172 51V53H171V55H167V53H169V52H171ZM188 51V52H187ZM197 51V54H194L193 52H196ZM235 51V54H238L237 56L233 53ZM237 51V52H236ZM249 51V52H248ZM226 52V53H225ZM230 52H231V54L233 55H229L230 54ZM242 52V53H241ZM126 53V54H125ZM124 54L125 55H127V52H125ZM175 53L177 54V55H180V57L181 56H183V55H186L187 57H191L192 56V59H189L188 58V60H189V62L190 61H192V60H195L196 58L198 59V58H202V56H205L206 57V55H207V59L209 60V61H212L211 63H214V62H216L215 60L217 59V57H220L219 59H217L218 61L216 62V63H214L216 66H218L220 69H218V67H217V69H215L214 71H210V72H208V70H205V69H203V71H202V69L200 68V69H198V70H196L195 68H192V67H190L189 68V63H188V65H187V62H188V60H187V57L186 56H184V57H181V59L183 60L184 58H185V60L187 61H185L184 60V62H186L185 64H186V66H188V68L186 67V66H184L185 64H183L184 62L180 59V60H177V58H178V56L177 55H175ZM184 53V54H183ZM202 53H203V55H202ZM204 53H207V54H205L204 55ZM216 53H218L217 55H215ZM228 53V54H227ZM243 53H245L246 54V56H244L245 54H243ZM247 53H249V54H247ZM165 54V55H164ZM229 56V57H231L232 59L234 58V60L232 61L231 60V58H229L227 55ZM252 54V55H251ZM176 57H175V56ZM194 55H195V57H194ZM199 55H202V56H200V57H197V56H199ZM254 55V56H253ZM165 56V57H164ZM215 56H217V57H215ZM222 56V57H221ZM237 58H236V57ZM239 56H240V58H239ZM250 56V57H249ZM161 58V59H160ZM214 58V59H213ZM224 58V59H223ZM238 58H239V60H238ZM67 59H69V57H67ZM226 59V60H225ZM244 59V60H243ZM256 59H257V63L255 62L256 61ZM6 60H8V58L6 59ZM6 60H3V61H1L2 63H5L4 65H5V69H6V71L8 70V63L10 62V59L7 61V62H5ZM119 60H120V63L119 64H125L124 63V59L123 58H119ZM178 62V64H177V62ZM203 60V59H202ZM219 60H221L223 63L221 64V61H219ZM225 60V61H224ZM251 62H250V61ZM252 60H255V61H253V62H255V66L253 65L254 63H252ZM182 61L183 63H180V62ZM228 61V62H227ZM235 61H237V63L235 62ZM245 61H248L247 62V64H249L248 66L249 67H243L244 65L246 66V62ZM28 62V61H26V59H25V61L23 60L22 61V65H23V68H24V66L26 65V63ZM148 62L149 63H151L150 62V60H148ZM147 62V63H148ZM176 62V63H175ZM228 65V67L225 65V63ZM239 62V63H238ZM241 62H243V63H241ZM2 63H0L1 65H2ZM137 64H141L142 66L141 67H145L146 65H144V63L142 64L141 62H137ZM174 64H176V65H174ZM180 64V65H179ZM251 64V65H250ZM256 64H257V66H258V69H255V70H252V69H254V68H257L256 67ZM0 65V66H1ZM173 65V66H172ZM183 65V66H182ZM233 65V66H232ZM253 65V67H252V69H251V66ZM30 66H32V65H30ZM225 66V67H224ZM231 66H232V68H231ZM183 67H185V68H183ZM227 67V68H226ZM235 67H237V68H235ZM26 68H28V66L26 67ZM238 68H241V69H238ZM244 68V69H243ZM187 69V70H186ZM189 69H191V70H189ZM226 69V70H225ZM236 69V70H235ZM239 70V72H238V70ZM248 69H251L250 71L248 70ZM260 69V70H259ZM194 70V71H193ZM219 70V71H218ZM222 71V73H223V75L221 74V71ZM228 70H230V71H228ZM231 70H232V72H231ZM242 70V71H241ZM247 71V73H244L243 71ZM257 70V71H256ZM190 71H191V73H190ZM196 71V72H195ZM202 71V73H200ZM236 73H239L240 74V72H241V74L240 75H242V76H240L239 74H237V75H239V76H237L236 74V76L238 77V79L236 78V76L234 75V72ZM245 71V72H246ZM260 71V72H259ZM11 72V71H10ZM203 72H204V74H203ZM206 72H207V74H206ZM218 72H220L219 74H217ZM253 72H256V73H253ZM261 72H263V76H262V73ZM174 74V73H176V71H174V72H170V74H169V76L168 77H170V75L171 74ZM194 75H196V74H198V75H196V76H198V77H196V78H194V76H193V74ZM216 73V74H215ZM233 73V74H232ZM15 72H13V74H11L10 76H7L5 79H3V83H6V84H4L3 85V87L1 86L2 85V83H1V85H0V87H2V89L0 88V91L1 90H3V88L4 87H6L8 84H9V82H11V80H12V78L15 76ZM192 74V75H191ZM227 74V75H226ZM228 74H230V76L228 75ZM245 74H248L247 76L245 75ZM250 74V75H249ZM202 75H204L203 76V78H202ZM211 77H210V76ZM214 75H216L214 78H213V76ZM220 75V76H219ZM232 75H234V76H232ZM245 75V76H244ZM252 75V77L254 78H252V77H250ZM260 75H261V77H260ZM32 76V74L30 75V77ZM189 76H190V78H189ZM191 76H193V77H191ZM206 76V77H205ZM244 76V78H245V83L246 84H244V82H243V80H244V78H243V80H241L242 78L241 77H243ZM259 76V77H258ZM19 77V76H18ZM26 77V76H25ZM187 77L185 78V82H187L188 80H186L187 79ZM205 77V78H204ZM210 77V78H209ZM226 77V78H225ZM164 78V77H163ZM207 78V79H206ZM208 78H209V80H208ZM215 79L216 80V83H222L223 82V84H224V82L226 81V79H227V82L226 83H228V85L231 87V90H233V93H232V91H231V94H230V98H229V100H230V102L232 103V107H233V109L231 110L232 112H234V116L232 115V113L230 112V113H228V111H227V113H226V111H224V108H225V106H220V104H222V102H223V96L222 95H219L218 93H217V95L215 94V96L217 97L216 98V100L214 99V95H213V98L211 97V94H209V92L210 91H208L207 89H209L210 87V85L213 83V84H215L214 82H215V80L213 81V80H211V79ZM224 78H225V80H224ZM232 78V79H231ZM236 80H235V79ZM239 78H241V79H239ZM8 79V80H7ZM168 79V78H167ZM191 79H193V80H191ZM202 79H204V80H202ZM218 79V80H217ZM221 79H223V80H221ZM230 79V80H229ZM248 79V80H247ZM201 80V81H200ZM240 80V81H239ZM249 80L251 81V82H249ZM254 81V83H253V81ZM163 81V80H162ZM204 81V82H203ZM211 81V82H210ZM256 81V82H255ZM200 82H202V83H200ZM207 82V83H206ZM233 82H234V86H233ZM257 82H258V85H257ZM168 83H171V84H168ZM178 83V84H177ZM188 83V82H187ZM208 83L210 84V85H208ZM242 83H243V85H242ZM247 83H248V85H247ZM256 83V84H255ZM140 84H142V85H140ZM182 85V87H181V85ZM237 84V85H236ZM241 84V85H240ZM253 84V86H251ZM168 86V87H166V86ZM170 85V86H169ZM173 85V86H172ZM192 85L194 86V88L196 89V91H193V87H192ZM207 85V87H205ZM216 85V84H215ZM246 85L248 86L247 87V89H249V90H247L246 89ZM172 86V87H171ZM175 86V88H173ZM181 88H180V87ZM241 86H242V92H244V93H242L241 92V90L239 91V89H241ZM244 86V87H243ZM162 87V85L160 86V88ZM179 89H178V88ZM209 87V88H208ZM236 87H238V90H237V92H236V94L234 93L235 92V90L237 89ZM257 87H258V89H257ZM260 87H262V88H260ZM139 88V89H138ZM141 88V89H140ZM182 88H184V89H182ZM236 88V89H235ZM245 88V89H244ZM253 90H252V89ZM156 89H158V91L156 90ZM180 89H182V90H184V93H183V91L182 90H180ZM188 89V90H187ZM194 89V90H195ZM146 88L145 87H143V82H140V83H138V86H137V93H139L140 92V94L143 92H145L146 93ZM156 90V91H155ZM167 90V91H166ZM178 90H180V91H178ZM209 90H211V88L209 89ZM245 90H247V91H245ZM169 91H170V93H169ZM172 91V92H171ZM185 91L187 92V91H189V92H187V93H185ZM206 91H208V92H206ZM258 91V92H257ZM260 91V92H259ZM148 92V91H147ZM155 92V93H154ZM197 92V93H196ZM263 92V93H262ZM161 93V94H160ZM194 94L193 96L191 95V94ZM199 93V94H198ZM204 93L206 94V93H208V94H206V96L204 95ZM242 94V95H239V94ZM248 93V94H247ZM250 93H251V95H250ZM164 94V95H163ZM167 94V95H166ZM172 94V97L171 96H169V95H171ZM178 94H180V95H178ZM143 94H141V96H142ZM146 95V94H145ZM148 95V94H147ZM186 95V96H185ZM188 95H190V96H188ZM201 95H202V97H201ZM244 95H247V96H244ZM158 96V97H157ZM237 96H238V98H237ZM254 96V97H253ZM257 96V97H256ZM258 96H259V98H258ZM261 96V97H260ZM160 97H161V99H160ZM164 97V98H163ZM189 98V99H187V98ZM194 97V98H193ZM205 98V100L206 101H204L203 99ZM221 97V98H220ZM243 97V98H242ZM246 97V98H245ZM247 97H249L248 99V101H247ZM177 98H179V99H177ZM182 98H183V100H182ZM232 98H233V100H232ZM252 98H256V99H258V100H254V99H252ZM162 99H166L165 100V102L162 100ZM182 101H181V100ZM186 99H187V101H186ZM202 100V101H199V100ZM214 99V100H213ZM241 99V100H240ZM251 99V100H250ZM194 100H196V101H194ZM211 100H213V101H211ZM218 100V101H217ZM232 100V101H231ZM254 100V101H253ZM166 101H167V103H166ZM204 101V102H203ZM220 101V103H218ZM261 102V103H259V102ZM184 102V103H183ZM197 102V103H196ZM209 102V103H208ZM211 102V103H210ZM234 102V103H233ZM249 102V103H248ZM256 102V103H255ZM169 103H170V106H169ZM190 103V104H189ZM201 103H203V104H201ZM205 103V104H204ZM236 103H237V105H238V107H236L237 105H236ZM243 105H242V104ZM182 104H184V105H182ZM198 104H200V106L198 105ZM211 104V105H210ZM215 104V105H214ZM233 104H235L236 106L234 107V105ZM191 105V106H190ZM196 105V106H195ZM203 105H205V106H203ZM219 105V106H218ZM257 105H258V107H257ZM172 106V107H171ZM176 106H179V107H177V108H175ZM182 106H186V108H188V106H190V108H192V109H195V110H197L198 112L201 110L202 111V109L203 108H205L204 110H203V113L202 114H206V115H208V116H210V118H211V120L212 121H210V122H208L209 124H214V123H212L213 122V120H214V122H216L217 123V121H218V123L220 124V121H222L221 122V124L218 126L217 124H215V125H212V127L213 128H219V131H221L220 129H223V128H221V126L223 127H225V128H227L226 126H225V124L224 123H227L228 121H229V118H227V119H225V117L223 116V115H226V117H228L229 116V114H230V116L229 117H231V118H234V119H230L231 120V124L229 123V125H228V123H227V125L229 126V127H231V128H229V130L231 131V129L232 128H237V130L236 129H234V132L231 134V132L233 131V129H232V131L231 132H229V130H228V135H224L223 134V132L222 133H217V135L215 134L214 136H213V133H212V131H209V134L208 135H212L213 136V138H214V142L216 141V145L218 146L219 144V146H221V147H217L216 145H214V148H213V145L211 146H209V143L208 142H205L204 141V138H203V136H201L202 134H206V132H207V130L205 129V127H203L204 125H201V124H203L204 123V121L202 122V120L201 119H197L196 117H194V119H193V116L191 117V114L190 113H188L187 112V110L185 111V107H182ZM243 106H244V108H243ZM249 106V107H248ZM200 107V108H199ZM212 107H214V108H212ZM216 107L217 108H219L220 110H218L219 111V113L217 112V109H216ZM221 107H222V109H221ZM241 107H242V109H241ZM262 107V108H261ZM75 108V107H74ZM184 108V109H183ZM210 108V109H209ZM211 108H212V110H211ZM250 109L249 110V112H248V110L247 109ZM76 109V108H75ZM159 109V110H158ZM175 109V110H174ZM177 109V110H176ZM206 109H208L209 111V113L206 111ZM237 109H239V110H237ZM241 109V110H240ZM173 110V111H172ZM183 110V111H182ZM211 110V111H210ZM221 110H223V111H221ZM243 110V111H242ZM244 110H245V112H244ZM255 110V111H254ZM160 111V113H158V112ZM176 111V112H175ZM183 113H182V112ZM185 111V112H184ZM204 111H205V113H204ZM214 111H216V112H214ZM236 111V112H235ZM238 111V112H237ZM239 111H242V112H239ZM163 112H165V113H163ZM179 112H181V114H182V116L181 115H179L180 113ZM207 112V113H206ZM220 112H223L222 114L220 113ZM247 112H248V114H247ZM253 112V113H252ZM254 112H260V116H262V117H260L259 116V113L257 114V113H254ZM167 113V114H166ZM184 113H186V114H184ZM200 113V112H199ZM199 113H197V114H199ZM224 113H226V114H224ZM236 113H238V114H240V115H238V116H236L237 114ZM249 113H251V114H249ZM262 113V114H261ZM172 114V115H171ZM201 114V113H200ZM216 114H217V116H216ZM219 114H221V115H219ZM242 114H244L245 116H246V118H245V116L243 117V116H241ZM247 114V115H246ZM255 114V115H254ZM30 115V114H29ZM73 115H75V114H70V116H73ZM253 117H252V116ZM258 115V116H257ZM94 116H97V115H89L88 116V118H87V120L85 121V123H82L81 125H82V127H84L85 125L86 126H88V129H87V131H89L91 134H94L95 132H97V130H98V127L100 126L101 127V125H102V121H104V119L105 118H102L101 119V117H99V116H97V117H94ZM178 116V117H177ZM189 116V117H188ZM219 116V117H218ZM224 118H223V117ZM249 116V117H248ZM255 116H256V118L257 119H255V120H257V122H258V125H260V128H258V127H256V122L254 123V121H252L251 122V120H253V119H251V118H255ZM45 117L46 116H43V119H42V121H40L37 125H30V124H27V123H30V121H27V120H22V122H23V124L22 125H18V123H19V121L17 122H15L16 124H13V123H11V122H13L14 121V119L15 118H17V117H15V118H13V117H10V118H7V117H0V142L2 143L3 141L1 140V139H4V138H6L5 139V141L6 142H11V138H13V136L15 137V136H22V137H24V136H27V135H29V133L31 132V131H33V130H35L37 133H39L40 135H45V133H49V135L50 134H52V136L55 138H58V140H59V136H60V139H64V138H66L67 139V136L65 135V134H63L62 135V133H60L57 129H55L54 127H51L50 126V124H48V123H46L45 122ZM55 117H56V115H55ZM77 117V116H76ZM95 118V120H94V118ZM176 117V119H173V118H175ZM221 117V118H220ZM236 117V118H235ZM190 119V121L193 123V121L196 123V124H192V126L195 128L196 127V125L199 127V129H198V127H196V129H198V130H200L199 131V133L201 134H199L198 132H197V137L196 138H194L195 140L196 139H199V140H194V139H191V140H189L188 138L186 139L185 137H184V140H183V142L184 143H182V140H179V138L176 136V132H174V130H171V129H173V126H174V129H176L175 127H177L178 125L180 126L181 125V121H183L184 119ZM196 118V119H195ZM214 118H216V119H214ZM217 118H218V120H217ZM221 120H220V119ZM244 118V119H243ZM262 118V119H261ZM169 119V120H168ZM172 119H173V121H172ZM91 120V121H90ZM96 120H100V121H96ZM162 122V121H164V123H163V125L161 126V123H160V121ZM166 120V121H165ZM176 120V121H175ZM179 120V121H178ZM223 120L224 121H226V122H223ZM233 120V121H232ZM239 120H241L240 121V123L242 124H240V125H232V124H238V121ZM243 120H244V122L245 121H247L246 123H244L243 122ZM25 121V122H24ZM44 121V122H43ZM155 121L156 122H158V124L157 123H155ZM42 122V123H41ZM105 122H106V119H105V121L103 122L104 124L103 125H105ZM108 122V123H107ZM107 122H106V125H105V127H107V129L109 128V127H111V125H107V124H109V121L107 120ZM151 122L152 123H154V124H152L153 126H155V127H153V126H151V127H149L148 125L150 124L151 125ZM180 122V123H179ZM236 122V123H235ZM262 122V123H261ZM101 123V124H100ZM159 123H160V125H159ZM170 123V124H169ZM174 123V124H173ZM178 123V124H177ZM200 123V124H199ZM247 123H248V125H247ZM251 123V124H250ZM253 123V124H252ZM172 124V125H171ZM205 124V123H204ZM250 124V125H249ZM169 125H171L170 127H168ZM200 125H201V127H200ZM9 126V127H8ZM19 126V127H18ZM38 126V127H37ZM179 126L177 127V129L179 128ZM215 126V127H214ZM233 126H237V127H233ZM248 126V127H247ZM103 128H104V126H102ZM240 129H239V128ZM254 128V130H252L253 128ZM10 128V129H9ZM25 128V129H24ZM36 128V129H35ZM46 128H48V129H46ZM154 130H153V129ZM241 128H243V129H241ZM247 128V129H246ZM256 128H258L257 130H256ZM5 129H7V130H5ZM29 129V130H28ZM38 129H39V131H38ZM91 129V130H90ZM106 129V128H105ZM110 129V128H109ZM169 129V130H168ZM4 130V131H3ZM9 130V131H8ZM41 130H42V132H41ZM43 130L45 131V132H43ZM50 130V131H49ZM115 130V129H114ZM159 130V131H158ZM236 130V131H235ZM256 130V131H255ZM48 131V132H47ZM56 131V132H55ZM67 131H71L70 129L69 130H67ZM92 131V132H91ZM116 131V132H115ZM114 132H113V134H121L122 132H123V130L122 129H120V131H119V129H116ZM118 131H119V133H118ZM161 131H163V133H160ZM169 131H170V133H169ZM238 131V132H237ZM246 131H248V132H246ZM250 131V132H249ZM261 131H263L262 133H261ZM15 132L17 133V134H15ZM27 132H28V134H27ZM54 132V133H53ZM65 132V131H64ZM246 134H245V133ZM256 132V133H255ZM259 132V133H258ZM2 133V134H1ZM5 133V134H4ZM13 133V134H12ZM57 133V134H56ZM168 133V134H167ZM211 133V134H210ZM229 133H230V136H232L231 138H229L228 136H229ZM241 133V134H240ZM247 136L246 138H245V135ZM249 133V134H248ZM10 134V135H9ZM70 134H73L72 132L70 133ZM164 134V135H163ZM169 134H171V135H169ZM173 134V135H172ZM256 136L255 138H254V136ZM5 135V136H4ZM7 135V136H6ZM58 135V136H57ZM158 135H160V137H158ZM168 136V137H166V136ZM175 135V137H176V141H175V139H174V136ZM201 137H200V136ZM234 135H235V137H239L238 138V140H237V138L236 139H233L234 138ZM239 135V136H238ZM244 137H243V136ZM249 135H251V136H249ZM4 136V137H3ZM8 136H10L9 138H8ZM61 136H63V137H61ZM172 138H171V137ZM190 136H194V134H191L190 133ZM225 136V137H224ZM227 136V137H226ZM151 137H153V138H151ZM164 137V138H163ZM222 137L223 138H225L226 139V141H225V139L223 140L222 139ZM243 137V138H242ZM250 137V138H249ZM147 138H148V136H147ZM167 138V139H166ZM171 138V139H170ZM219 140H218V139ZM241 138V139H240ZM245 138V139H244ZM254 138V139H253ZM8 139V140H7ZM69 140L71 139V140H73V143H74V145H70L69 146V148H67V149H69L70 151H69V153L71 152H75V153H77L76 151L77 150H80V148L79 147H77V146H84V147H88V148H99L95 143V141H93L90 137L88 138V137H83V136H81V137H71V138H68ZM81 139V140H80ZM124 140L126 139V138H123ZM170 139V140H169ZM209 139H210V137H209ZM217 139V140H216ZM222 139V140H221ZM232 139V140H231ZM244 139V140H243ZM83 140V141H82ZM163 140V141H162ZM169 142H168V141ZM181 141V142H179V141ZM228 140V141H227ZM233 140L235 141V144H234V142H233ZM241 141L240 143L239 142H237V141ZM78 141V142H77ZM84 141H86V142H84ZM145 141V140H144ZM161 141H162V143H161ZM201 141H203V143L201 142ZM221 141H223V142H221ZM226 142V144H225V142ZM230 141H232L231 143H230ZM246 141V142H245ZM251 141V142H250ZM6 142L4 143V145L6 144ZM84 142V143H83ZM168 142V143H167ZM171 142V143H170ZM177 142V143H176ZM222 144H221V143ZM245 142V143H244ZM78 143V144H77ZM110 143L112 144H118L119 145V148L118 147H112V146H110L109 147V149H107V145H106V148L104 147V148H102V149H104L105 151H107L108 150V154H113V156L115 155L114 153L115 152H118V153H116V155L114 156V158L116 157V159H118L119 157V161H121V159L123 160L122 162H121V165L119 166V167H114V168H112L111 170H109L110 171V174H107V172L109 173V171H105V173L107 174V175H109L108 177L109 178H114L115 177V179L117 180V181H120V180H125V181H129L130 180V178H136V177H138L139 176V174L140 173H138V172H140L139 171V169L141 168V167H145L146 165H144V162H146V163H150V162H159V160H161V158L160 159H155L154 157H148V158H144V159H141L138 155H133L132 153H131V151H130V149H128V148H126V147H124V146H122V142L121 141H119L118 139H115V140H112V139H110ZM163 143L164 144H166V145H164V146H166V147H164V146H162L163 145ZM175 143H176V145H175ZM199 143H200V145H199ZM230 143V144H229ZM240 144V146H237L236 144ZM64 144V143H63ZM92 144V145H91ZM139 144V145H138ZM140 144L141 143H137V145L138 146H140ZM186 144V145H185ZM192 144V145H191ZM225 144V145H224ZM238 144V145H239ZM19 145V147H21L20 145H23V144H18ZM64 145H67V143H65ZM160 146V148H158V146ZM188 145V146H187ZM196 145H197V148H196ZM233 145H235V146H233ZM195 146V147H194ZM209 146V147H208ZM27 147L29 148L30 146L28 145V146H26L25 148H26V150H24L25 148H19V149H22L21 150V152L23 153V154H25L26 152H27V150L29 151V150H31V148L32 147H30L29 149H27ZM162 147V148H161ZM199 147V148H198ZM256 147V148H255ZM7 147H5L4 148V151H5V153H4V155H3V158L5 159V160H7L8 161V158H9V161L8 162H10L11 160H12V157H13V155L15 156V154H17V153H15L16 151L17 152H19V149H17L16 151H9V153H8V148L6 149ZM165 148H167V149H165ZM185 148V149H184ZM196 148V149H195ZM207 148H209V151H207L206 152V150H208ZM210 148H213V149H210ZM217 148V149H216ZM220 148V149H219ZM240 148V149H239ZM253 148V149H252ZM257 148H258V150H257ZM260 148H261V150H260ZM61 149V147H59V151L60 152H64V151H66L67 149L66 148H64V149H62V150H64V151H62V150H60ZM163 149H165V150H163ZM178 149H179V151H178ZM188 149V150H187ZM256 149V150H255ZM72 150V151H71ZM110 150H112L111 151V153H109L110 152ZM180 150H182L181 152H180ZM190 150V151H189ZM221 151L220 152V154H219V151ZM233 152H232V151ZM253 150V151H252ZM51 151H54V153L53 154H55L56 153V151L55 150H51ZM183 151H184V153H183ZM185 151H186V153H185ZM212 151V152H211ZM216 151H217V154H216ZM240 152V153H235V152ZM60 152H58V154L59 155H61V156H64V155H62V153H60ZM119 152H120V154H119ZM180 152V153H179ZM202 152L200 153V154H202ZM204 152H205V154H204ZM229 152H231V153H229ZM13 153V154H12ZM70 153V154H71ZM131 153V154H130ZM210 153L212 154V156H214V157H212L211 155H210ZM225 153H227V154H225ZM235 153V154H234ZM6 154V155H5ZM23 154H21L20 153V157L18 156V158H22L24 155ZM64 154V153H63ZM208 154V155H207ZM222 154V155H221ZM225 154V155H224ZM239 154H240V158H238V156H239ZM8 155V156H7ZM75 155V154H74ZM133 155V156H132ZM210 155V156H209ZM217 155V156H216ZM238 155V156H237ZM9 156H11V157H9ZM54 156V155H53ZM209 156V157H208ZM226 156V157H225ZM122 157V158H121ZM126 157V158H125ZM211 157V158H210ZM11 158V159H10ZM68 158V157H67ZM67 158H65V160L67 159ZM151 158H153V159H151ZM157 158H159V156H157ZM234 158V159H233ZM237 158V159H236ZM126 159V160H125ZM141 159V160H140ZM220 159V160H219ZM76 160H78V159H73L72 161L73 162H75ZM140 160V161H139ZM156 160H158V161H156ZM0 161H2V160H0ZM4 161V160H3ZM2 161V162H3ZM7 161H4V162H6V163H8ZM66 161H71L70 160V158H68ZM162 161V160H161ZM83 162V161H82ZM85 162V161H84ZM137 162H138V164H137ZM116 163V162H115ZM114 163V164H115ZM128 163V164H127ZM140 163H142V164H140ZM72 164H74V163H72ZM126 164V165H125ZM125 165V166H124ZM96 170H98V169H96ZM120 170V171H119ZM58 171H59V169H58ZM70 171H71V169H69V170H66L65 172H68V175H70ZM90 171H91V169H90ZM119 171V172H118ZM51 172V171H50ZM50 172H48L47 173V175L49 176V175H51V173ZM112 172H114V173H112ZM218 172V173H217ZM96 173H98V174H101V172H98V171H95L94 172V174L95 175H97ZM112 173V174H111ZM118 173V174H117ZM220 173V175H218ZM224 173V174H223ZM61 174H62V172H60V176H61ZM103 174V173H102ZM216 175V176H215ZM223 177H222V176ZM20 176H22V177H24V172H22L21 173V175ZM58 176V175H57ZM2 177H1V175H0V181L2 180L1 179ZM36 179V178H35ZM126 179H128V180H126ZM199 181V180H198ZM202 182V183H201ZM203 182H205L204 180H202V181H200L199 183H201L200 185H203L202 186V188L204 189V187H206L207 186V184H206V182L205 183H203ZM256 182V183H255ZM100 183H103V182H100ZM117 183V182H116ZM195 183H197V181L195 182ZM198 183V184H199ZM217 184V185H216ZM256 185V186H255ZM5 186H7V185H3L2 187L3 188H5ZM78 185H76V187H75V189L76 190H79L80 189V187H77ZM247 186V187H246ZM1 187V188H2ZM19 186H15V188L13 187V189L11 190V191H13V193H15V194H17V192H18V190H16V188L17 189H19V188H21V187H19ZM250 187H251V191L249 190L250 189ZM0 188V189H1ZM79 188V189H78ZM102 188V187H101ZM113 188V189H112ZM249 188V189H248ZM111 189L112 190H114V186L113 185H111L110 186V191H111ZM206 189H207V187H206ZM206 189H204V191H206ZM99 190H100V188H99ZM108 190V191H109ZM17 191V192H16ZM44 191V192H43ZM43 191H41L42 192V194H47L46 192H48V194H50V195H53V196H56V191L55 190H49L50 192H53L54 191V193L53 194H51L48 190H43ZM98 192H100V191H98ZM104 192V194H106V190H104L103 191ZM112 192V191H111ZM110 192V194H112ZM4 191H1L0 190V198H2L3 196H4ZM203 193H205V194H202L203 196L202 197H200V201L199 202H196L195 203V206L198 208V209H200L199 211H203V209L206 207V209H207V211H208V203H209V200H208V198L210 197L209 195H210V193L208 194V192H203ZM58 194V193H57ZM207 194H208V196H207ZM217 196V197H216ZM261 197V198H260ZM1 201H2V199H1ZM205 201H208V202H205ZM102 203H105L106 201H105V199L103 198L102 199V201H101ZM202 202V203H201ZM204 202V203H203ZM262 202V203H263ZM198 203V204H197ZM200 203V204H199ZM260 204V203H259ZM219 205V206H218ZM1 206V205H0ZM219 207V208H218ZM203 208V209H202ZM57 209V210H56ZM56 209H53V210H50L49 212H50V214L52 213V215H51V217H49V219L47 218V219H45L44 221H42V220H39V221H37L36 222V224L34 225L35 226V229H33V230H31L30 232L29 231H26L25 233H27V235H26V237H23V236H19V238H16V240H14L13 238H11L10 239V237H0V252L3 250H5L6 252H8L9 250V252H15V251H17V252H15V254L17 255V257H16V259H14L16 262L17 261H20V264H26V259H28V258H31V257H34V253H35V255H36V252H34V250L36 249L37 250V248L38 247H36V245H37V243L38 242H40L41 241V235L42 234H40V233H51L50 232V230L48 229V225L50 224L49 223V221L52 219V218H57V219H59V220H61L62 222H64V219H65V221L66 220H69V219H71V214L69 215L68 214V212H72V211H74L73 210V205L72 206H70V207H68V208H63V210L60 208V210H58V208H56ZM70 209V210H69ZM56 210V211H55ZM67 210V211H66ZM59 211V212H58ZM65 213H63V212ZM54 213V214H53ZM56 214L58 215L59 214V216L57 217L56 216ZM68 214V215H67ZM206 214H208L209 215V213L208 212H206L205 211V215ZM25 215V214H24ZM64 217H63V216ZM67 215V216H66ZM211 215V214H210ZM20 216H22V214L20 215ZM25 216H27V215H25ZM34 216H35V214H34ZM64 218H62V217ZM69 216V217H68ZM191 216V215H190ZM60 217L63 219H60ZM29 218V217H28ZM27 218V219H28ZM245 218V219H244ZM191 219V218H190ZM48 220V221H47ZM101 218H98L97 219V223L98 224H104L105 225V223L106 222H104V220H102ZM99 221V222H98ZM41 222H43V223H41ZM83 222H85V224H83ZM164 222H165V224H164ZM166 222H168V220L166 221H164V220H162V225L161 226H159L160 227V229H165V228H167V224L169 223H167L166 224ZM191 222H192V220H191ZM38 223V224H37ZM254 223V222H253ZM45 224V225H44ZM72 224V223H71ZM80 224H81V227H79V228H77V230L76 231H72L70 234H72V235H75V232H76V234L78 235V239H81L82 241H86L87 242V240H84V238L85 239H88V240H90L91 239V237H92V234H93V229H96V228H98V226H94V225H91L89 222H87V220L85 221V219H83V220H81V222H80ZM207 224L209 225L210 223H208L207 222ZM206 223H204V225L206 226L207 225ZM87 225V226H86ZM151 225V224H150ZM150 225L148 224V226L150 227ZM154 225V224H153ZM153 225H151V226H153ZM165 225V226H164ZM11 226H13V227H11ZM11 226H9V224H6V225H4L3 226V228L4 229H8V230H16L17 228L19 229V227H17V226H15L14 227V225H11ZM37 226V227H36ZM41 226V227H40ZM44 226H46V227H44ZM86 226V227H85ZM91 226H93V227H91ZM6 227V228H5ZM10 227V228H9ZM92 229H91V228ZM96 227V228H95ZM100 227V226H99ZM157 226H156V224L153 226V227H150V229H147V230H154L155 228H156ZM217 227V228H216ZM13 228V229H12ZM44 228V229H43ZM45 228H46V230L47 231H45ZM82 228H83V230H82ZM146 228H148V227H146ZM145 228V229H146ZM21 229V228H20ZM43 229V230H42ZM38 230V231H37ZM49 230V231H48ZM33 231H35V232H33ZM78 231V232H77ZM38 232V233H37ZM70 232V231H69ZM90 232V233H89ZM57 233H59V232H57ZM55 234V235H53V238H52V240L50 241V247H51V249L49 248V251L48 250H46L45 249V251L47 252V255H46V253L44 252L43 254H45V255H41V250L40 249H38L37 251V257L39 258V256H41L38 260L37 259H35L37 262H35L34 260H31L32 262H35V264H72V263H70V259H68V255H66V253H67V250H68V247L66 246V245H64L65 243H66V240H67V236H65L64 235V233H59V234ZM79 233V234H78ZM80 233L81 234H83L84 235V238L82 237V235L80 236ZM86 233L88 234V237L87 236H85L86 235ZM149 232H146V233H140L139 234V236H137L136 238H140V239H143V240H145L146 241V245H145V250L146 251H144L143 252V254L145 255L146 253H147V251H150L153 255L155 254V252H156V249L157 250H159V251H161L162 252V255H160L159 257L161 258V260L162 259H167V261L170 259V262H169V264H171L172 263V261L171 260H173V259H179V257L181 256V252H182V250H177V249H173V251L171 250L173 247H170V251L168 252V247H163V245L162 246H160V244H158V238H160V237H158V238H156V236H154V234L153 235H151V234H148ZM160 233L161 232H157V234L156 235H160ZM162 233H164L163 231H162ZM204 233H205V237H203L204 236ZM36 234H37V236H36ZM38 234H39V236H38ZM91 234V235H90ZM145 234V236H142V235H144ZM146 234H148V236L146 235ZM203 235V236H202ZM28 236V237H27ZM37 237H39V238H37ZM64 237V238H63ZM155 237V238H154ZM9 238V239H8ZM55 238V239H54ZM83 238V239H82ZM202 238H203V240H202ZM61 239V240H60ZM120 239V238H119ZM115 240L116 242L118 241L119 242V244H120V242H121V245H124V242H122V241H120V240ZM190 239V240H189ZM205 239V240H204ZM261 239H262V237H261ZM38 240V241H37ZM122 240V239H121ZM123 240H124V238H123ZM157 240V241H156ZM200 241L199 243H198V241ZM15 241V242H14ZM36 241H37V243H36ZM57 241V242H56ZM115 241L112 243L113 245H115V246H121V245H118V242L117 243H115ZM153 242L152 244H151V242ZM192 241V242H191ZM193 241H194V243H193ZM156 242V243H155ZM3 243H5V244H3ZM18 245H17V244ZM52 243H54V244H52ZM193 243V245H191ZM195 243H197V244H195ZM12 244H14V245H12ZM61 244V245H60ZM8 245V246H7ZM17 245V246H16ZM148 245H149V247H148ZM151 245H154V247H155V249L154 250H150V248H151ZM213 245V246H212ZM20 246H22L21 248H20ZM52 246H54V247H52ZM159 246V247H158ZM193 246V247H192ZM201 246H203V247H201ZM208 246V247H207ZM3 247V248H2ZM7 247H9V249L7 248ZM6 248H7V250H6ZM55 248V249H54ZM60 248L62 249V250H60ZM168 250H167V249ZM197 250H196V249ZM207 248V249H206ZM12 249V250H11ZM21 249V250H20ZM31 249H33V251L31 250ZM162 249H165V252H164V250H162ZM202 249V250H201ZM206 249V250H205ZM209 249V250H208ZM20 250V251H19ZM35 250V251H36ZM63 250H66V251H63ZM167 250V251H166ZM199 250V251H198ZM27 251H29V252H27ZM41 251V252H40ZM63 251V252H62ZM86 251H88L87 253H86ZM202 251V252H201ZM13 252V253H14ZM18 252H19V254L20 255H18ZM32 252H34L33 254H32ZM39 252H40V254H39ZM61 254H60V253ZM66 252V253H65ZM84 253H85V257H84V254H82V256H81V258L78 260V264H88V262H89V264H91V258L92 257H94V255H92L91 253L93 252L92 250L90 251V249H88V250H84L83 251ZM90 252V253H89ZM154 252V253H153ZM168 252V253H167ZM175 252V253H174ZM176 252H180L179 254H176ZM50 253V254H49ZM89 253V254H88ZM171 253H173V254H171ZM22 254V255H21ZM48 254H49V256H51V257H46V256H48ZM53 254V255H52ZM63 254V255H62ZM166 254V255H165ZM169 254V255H168ZM170 254H171V256H170ZM39 255V256H38ZM174 255H176L174 258H173V256ZM65 256V257H64ZM167 256H169V257H167ZM5 257L6 256H4V255H0V262L3 260V259H5ZM58 257H60V258H58ZM62 257H64V258H66V259H64V260H62ZM86 257H87V259H86ZM89 257H90V259H89ZM171 258H173V259H171ZM49 259V260H48ZM68 259V260H67ZM86 259V260H85ZM89 259V260H88ZM127 259H128V257H125L124 259H121V261L122 262H120V263H124V262H126L127 261ZM14 260H12L13 262H14ZM25 260V261H24ZM41 260V261H40ZM12 261L11 262H9V264H13L12 263ZM44 261H46V262H44ZM68 261V262H67ZM66 262V263H65ZM5 264H8V263H5ZM73 264H76L75 262H73Z\"/></svg>","mask_w":264,"mask_h":264}]
</instances>
